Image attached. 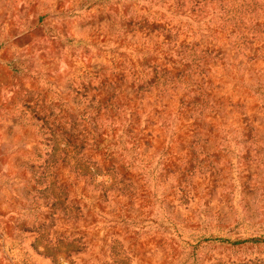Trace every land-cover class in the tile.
<instances>
[{
	"label": "rangeland",
	"instance_id": "rangeland-1",
	"mask_svg": "<svg viewBox=\"0 0 264 264\" xmlns=\"http://www.w3.org/2000/svg\"><path fill=\"white\" fill-rule=\"evenodd\" d=\"M0 264H264V0H0Z\"/></svg>",
	"mask_w": 264,
	"mask_h": 264
}]
</instances>
